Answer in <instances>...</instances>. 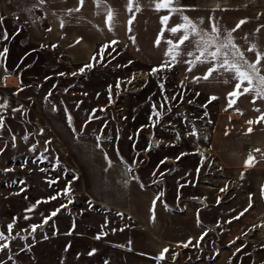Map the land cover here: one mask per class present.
<instances>
[{
  "label": "rangeland",
  "instance_id": "374dc122",
  "mask_svg": "<svg viewBox=\"0 0 264 264\" xmlns=\"http://www.w3.org/2000/svg\"><path fill=\"white\" fill-rule=\"evenodd\" d=\"M13 32L2 55L16 75L0 77V264H180L178 250L163 259L126 245L130 173L174 208L196 190L204 205L231 189L254 215L245 173L221 167L209 146L218 94L182 83L171 62H140L118 39L75 61L55 40L17 44ZM253 223L215 221L181 252L215 257L231 237L230 264H264V219Z\"/></svg>",
  "mask_w": 264,
  "mask_h": 264
},
{
  "label": "crops",
  "instance_id": "0c3cea01",
  "mask_svg": "<svg viewBox=\"0 0 264 264\" xmlns=\"http://www.w3.org/2000/svg\"><path fill=\"white\" fill-rule=\"evenodd\" d=\"M9 20L23 24L13 32ZM8 32L15 33L17 44L55 40L75 61L87 60L100 41L118 39L140 62H171L182 83L218 94L221 104H216L209 146L221 167L245 173L248 182L239 187L254 194V215L242 208L246 196H233L231 189L220 202L204 205L196 190V197H183L188 201L174 208L168 204L175 200L154 181L130 173L125 211L132 221L125 241L129 249L153 258L178 250L180 264H230L237 249L231 237L208 259L187 261L180 246L195 245L203 228L218 220L236 230L264 219V0H0V77L5 82L16 75L2 55ZM210 192L206 188L202 197Z\"/></svg>",
  "mask_w": 264,
  "mask_h": 264
},
{
  "label": "trees",
  "instance_id": "16d2710c",
  "mask_svg": "<svg viewBox=\"0 0 264 264\" xmlns=\"http://www.w3.org/2000/svg\"><path fill=\"white\" fill-rule=\"evenodd\" d=\"M196 258H199V257L198 256L197 257H190V256H188V260H194ZM208 258H212V256H209Z\"/></svg>",
  "mask_w": 264,
  "mask_h": 264
},
{
  "label": "water",
  "instance_id": "95a60500",
  "mask_svg": "<svg viewBox=\"0 0 264 264\" xmlns=\"http://www.w3.org/2000/svg\"><path fill=\"white\" fill-rule=\"evenodd\" d=\"M174 260H176V254L174 255Z\"/></svg>",
  "mask_w": 264,
  "mask_h": 264
}]
</instances>
